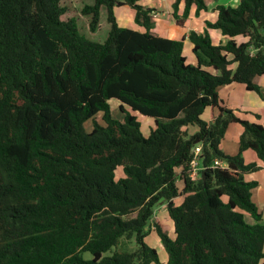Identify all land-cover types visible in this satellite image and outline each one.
<instances>
[{
	"label": "trees",
	"instance_id": "obj_1",
	"mask_svg": "<svg viewBox=\"0 0 264 264\" xmlns=\"http://www.w3.org/2000/svg\"><path fill=\"white\" fill-rule=\"evenodd\" d=\"M212 1L175 0L174 15L183 24L181 3L187 18ZM60 2L0 0V264H162L146 242L153 226L166 264H264L262 212L252 200L258 182L245 179L259 166L243 156L251 149L264 162V125L241 119L218 92L231 83L259 90L264 0L217 5L207 26L228 39L216 44L208 30L191 31L196 65L187 62L184 39L152 31V9L139 0L83 7L92 32L106 9L104 41L64 20ZM125 4L144 30L119 25L115 10ZM113 98L123 119L113 116ZM133 112L154 120L149 134ZM233 123L243 132L229 155L221 144ZM197 145L205 180L189 176ZM216 158L228 167L211 168ZM162 203L174 237L152 223ZM122 238L123 248L126 240L136 248L106 255Z\"/></svg>",
	"mask_w": 264,
	"mask_h": 264
},
{
	"label": "crops",
	"instance_id": "obj_2",
	"mask_svg": "<svg viewBox=\"0 0 264 264\" xmlns=\"http://www.w3.org/2000/svg\"><path fill=\"white\" fill-rule=\"evenodd\" d=\"M174 1L175 0H139L141 4L152 9L155 20L152 31L163 37L184 39L183 52L187 58V62L196 65L198 59L193 51V43L188 35L191 31L203 33L205 30H208L214 43H225L228 37L223 35L219 29L208 28L207 22L214 23L217 20V5H230V3L235 2V0H219L214 6H212L211 2L209 4V9L207 11H202L200 14H196L195 7H193L187 18H183L182 16L184 5L181 3L177 13L179 18L183 20V24H179L177 21L178 17L174 15ZM119 7L122 8L117 9ZM119 7H116L115 10L119 25L123 26V24L120 23V19H124L127 23L124 27L135 30H144V28L135 22V11L130 5L125 4ZM254 83L259 87V90H250L242 83H231L219 87L218 92L223 106L232 109L241 119L264 125V75L256 76L254 78ZM211 112L216 115L218 114L219 109L215 108L213 111H206L204 118L208 119ZM151 120L153 119L151 118ZM193 129L194 127L190 128L191 132L197 130ZM242 132L243 125L240 123H233L228 127L221 144V148L226 154L234 155L239 151V138ZM243 156L246 163L255 162L259 166V169L245 173V179L258 182L257 186L252 190V200L262 212L261 222L264 224V162H262L259 159L258 154L251 149L246 150L243 153ZM121 170L122 169L120 168L118 176H124V172ZM179 197L180 196L174 199L176 204H180L183 201L182 199L180 202H177ZM245 219L251 224L258 222L249 213H245ZM155 222L160 223L168 230V232L172 229L175 236L174 223L168 213L167 203H162L157 206L152 218V223ZM151 232L156 234L154 226L152 227ZM156 237L160 245L164 248L157 234ZM167 261L168 253L165 262L162 263L166 264Z\"/></svg>",
	"mask_w": 264,
	"mask_h": 264
},
{
	"label": "rangeland",
	"instance_id": "obj_3",
	"mask_svg": "<svg viewBox=\"0 0 264 264\" xmlns=\"http://www.w3.org/2000/svg\"><path fill=\"white\" fill-rule=\"evenodd\" d=\"M218 1L219 0L212 1V6H214ZM240 1L241 0H235V2L230 3V5L238 6L240 4ZM93 2L94 0H61L60 5L64 6L65 8V13L62 15V18L64 20H68L71 18L75 19L78 23L79 29L82 34H85L86 36H88L89 38L93 40L104 41L106 34L108 32V29H109V23L106 21V16H107L106 9L102 8L101 25H100V28L95 32H92L89 28V17L84 15L82 12V9L86 4H91ZM120 8L122 7H119L117 9H120ZM120 23L123 24V26L127 25L124 19H120ZM110 104L112 107L113 116L118 119H123L124 114L121 112L119 108V105H120L119 100L116 98H113L110 100ZM133 113H135L138 116V119L141 121L143 131L146 134H149V132L151 131V128L154 126V120H151L150 117L144 116L140 114L139 112H133ZM98 119L99 121L102 122L100 116L98 117ZM85 127H86V130L88 131L92 130L93 122L91 120L87 121L85 123ZM194 129L196 128L194 127ZM182 199H183V196H180L177 199V202H180ZM169 235L171 237H174L172 229L169 230ZM124 239L125 238H122L120 244H118L117 246H114L110 251L106 252L105 254L108 255V254L113 253L115 250H120V249L130 251L136 248L137 244L135 243L134 240L133 242L132 240H126L124 243L127 249L123 248L121 244L123 243ZM146 242L152 247H155L157 249L161 263L165 262L167 252L160 245L159 241L157 240L156 234L154 232H150L148 234V236L146 237ZM84 257L91 258L92 255L90 252H84Z\"/></svg>",
	"mask_w": 264,
	"mask_h": 264
},
{
	"label": "built area",
	"instance_id": "obj_4",
	"mask_svg": "<svg viewBox=\"0 0 264 264\" xmlns=\"http://www.w3.org/2000/svg\"><path fill=\"white\" fill-rule=\"evenodd\" d=\"M210 167L211 168H214V167L226 168L228 167V162L221 160L219 158H216ZM206 169L207 167L203 165L202 147L200 145H197L193 150L189 176L192 180L202 178V171Z\"/></svg>",
	"mask_w": 264,
	"mask_h": 264
},
{
	"label": "water",
	"instance_id": "obj_5",
	"mask_svg": "<svg viewBox=\"0 0 264 264\" xmlns=\"http://www.w3.org/2000/svg\"><path fill=\"white\" fill-rule=\"evenodd\" d=\"M205 178H206V171L203 170V171H202V179L205 180Z\"/></svg>",
	"mask_w": 264,
	"mask_h": 264
}]
</instances>
